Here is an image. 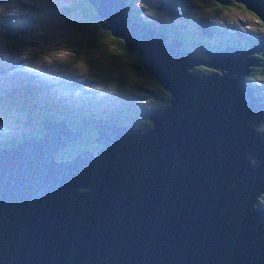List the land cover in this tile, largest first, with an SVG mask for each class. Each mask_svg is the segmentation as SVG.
Listing matches in <instances>:
<instances>
[{"label": "water", "instance_id": "95a60500", "mask_svg": "<svg viewBox=\"0 0 264 264\" xmlns=\"http://www.w3.org/2000/svg\"><path fill=\"white\" fill-rule=\"evenodd\" d=\"M86 1L166 105L144 129L93 125L98 147L65 160L54 152L80 132L45 118L41 135L0 145V264H264V100L244 81L261 44L200 58L126 0ZM231 1L264 24V0Z\"/></svg>", "mask_w": 264, "mask_h": 264}, {"label": "rangeland", "instance_id": "374dc122", "mask_svg": "<svg viewBox=\"0 0 264 264\" xmlns=\"http://www.w3.org/2000/svg\"><path fill=\"white\" fill-rule=\"evenodd\" d=\"M78 1L0 0V97H4L1 94H4L5 88L9 91L17 82L20 84L28 82L35 86H44L39 91L38 97H41L44 92V100L41 102L50 108L63 104L65 107H75L78 111L77 106L84 104L87 109L94 100L99 101L96 105L100 108L118 102H127L126 118L117 117L114 123L126 120L139 109L143 110L145 105L149 106L155 103V99L151 100L150 98L151 93L154 94V92L147 89L150 86L142 79L143 76H136L129 68L131 57L116 55L114 46L106 36H102L105 45H100L98 50L96 47H88L89 33L81 28L77 30V26L72 25V23L77 24L75 17L78 13ZM158 1L168 2L177 14L167 17L162 11L153 8L151 4H156ZM190 1L143 0L142 6L135 5L134 8L135 12L140 13L141 21L158 25L162 18L168 23L171 22L179 15V12L188 20H192L195 13ZM234 9L221 12V14L215 10L213 14L220 18L211 19L210 32L212 34L202 35L204 36L202 40L225 42L229 24L239 25L243 28L244 22L251 18L250 14L247 15ZM207 13L212 15L211 11L205 9H201L197 14ZM67 21L71 24L69 25ZM204 29L206 28L204 27ZM88 31L91 32L89 29ZM94 33L98 34V32ZM204 33H206L205 30L202 34ZM237 34L236 37L240 38L243 32L237 29ZM253 34L258 35L257 32ZM33 71L38 75L47 74L48 77L41 80L35 76ZM261 85L258 83L259 93L264 91V86ZM152 87L151 85V89ZM109 94L116 96L115 98L106 97L110 96ZM12 95L16 94L12 93ZM109 99L115 100V102L112 104L104 102ZM9 100L13 102L10 98ZM11 105L7 104V101L0 100L1 139L8 133L13 135L21 133L22 135L30 127L37 128L35 124L37 121L28 109L27 112L20 110L23 107L19 105L13 103ZM39 115L41 116L39 121L42 118L51 120L47 115L41 113ZM136 119L141 120V118ZM70 120L67 118L62 125L71 132H79L73 126V121ZM76 122L81 126L88 127L85 121ZM87 122L90 123L89 120ZM99 124L106 123L103 121L93 122V125ZM95 135L94 130V139Z\"/></svg>", "mask_w": 264, "mask_h": 264}, {"label": "trees", "instance_id": "16d2710c", "mask_svg": "<svg viewBox=\"0 0 264 264\" xmlns=\"http://www.w3.org/2000/svg\"><path fill=\"white\" fill-rule=\"evenodd\" d=\"M190 1V0H189ZM226 4H219L215 2L214 0H191L189 3H192V8L194 9V13L197 16L202 17H196V21L198 23L197 28H192L193 32L190 34V36L186 34L185 29L188 27V20L184 16L180 19L174 18L171 20V22H166L164 18L160 19V23L158 25H148L152 29L163 32L166 34L169 38L178 39L183 43V46L185 49L189 50L194 56L202 58L201 50L205 49H216L223 45H231V46H242L246 47L250 42H258L261 44L259 52L254 56L257 59V63L254 66L249 67V72L244 78V81H247L248 83H253L255 90L258 91V83H260L261 86H264V24L261 23L256 17H254L251 13L245 11L240 5L233 3L231 0H226ZM142 6L141 0H126L125 1V7L128 9L130 15H131V5L132 4ZM80 5V6H79ZM78 13L76 18L77 24L72 23L73 26H77L76 29L81 28L83 30H86L90 38H88L89 45L88 47H96L97 50L100 47V45H105L103 35L106 36L111 44L114 46V53L118 56H130L131 62L129 64V68L133 71V73L136 76H143L142 79L146 82L147 85L150 86V88H147L149 90H152L154 92L151 93V100L155 99V103H152L151 105H145L142 109H139L135 114L131 115L126 120H120L117 123H114L115 119L117 117H125L126 114V108H128L127 102H118L111 106H104L102 108L98 107L97 101L94 100L92 103H90L89 107L86 109L84 104H81L77 106L78 111L75 107H65L62 105H59V107H53L50 108L47 104L42 103L41 101L44 100V92H42V96L38 97L39 91L42 90L44 87L42 86H35L31 87L28 83H22L20 86H12L9 91L5 90L3 91L4 95L0 97L1 101H7V104L11 105L13 103L14 105H19L23 107L20 110L27 111V109L31 112L33 118L37 121L35 123L37 125V128H28L26 132L13 135V134H6L4 138H0V145L3 146H12L16 141H21L26 139L29 136H38L42 134V128L39 124V119L42 115H47L51 120L63 123L64 120H67V118L71 119L70 121H73V126L77 128L80 132L79 136H75L77 138L76 140H71L65 142L61 147H59L55 152L54 155L58 158V160H65L69 159L73 154L77 151H94L98 145L95 144V142L91 139H94V128L93 122L95 121H103L106 124L110 125H127L135 128H145L147 125H149V122L146 120L145 116L151 112V110L157 109L159 107H162L166 105L167 100V94L163 92L159 86L145 73L142 71V68L140 67V63L138 58L135 56L134 53L128 52L124 49L122 46V43L120 40L113 38L109 36V34L97 26V22L94 19L93 10L91 7L87 4L86 0H80L77 3ZM235 8V9H234ZM201 9L209 10L211 11L212 15L203 14L198 15L197 13L201 11ZM229 9H234L238 12L244 13L249 15L251 18L248 20L247 25L250 27V30L254 33L257 32L258 35L249 34V39L244 38L241 45H239L238 41L233 39L237 35V32H232L231 36L227 37L225 39V43L221 42H205L203 41L202 35L208 36L212 34L210 32V22L211 19H215L216 17L220 18L218 15L213 14L215 10H217L218 13L221 14V12L227 11ZM74 15V14H71ZM216 15L215 17H213ZM132 18V15H131ZM134 19V18H132ZM203 19H209L210 21L206 24L202 23ZM180 21L179 25L177 23ZM67 23L70 25L71 22L67 21ZM254 24H257L255 26ZM81 26V27H79ZM255 28H254V27ZM204 27L206 29H204ZM233 28L240 29L239 25L232 26ZM74 28V27H73ZM91 30V32L88 31ZM100 29V31H98ZM206 31V33L201 34L203 31ZM94 32H98V34H95ZM93 33V36L91 37ZM88 36V35H87ZM202 36V37H201ZM192 38V39H191ZM243 38V37H242ZM223 44V45H222ZM132 54V55H131ZM112 65V64H111ZM211 69H207L204 66L196 65L191 67V72L198 73V74H205L209 72ZM151 85L152 87L151 89ZM15 91V92H14ZM9 92V93H8ZM12 93H15L16 95H12ZM257 93V92H256ZM260 94L264 97V91H261ZM115 95V94H114ZM36 98H35V97ZM13 101L11 102L9 98ZM38 97V98H37ZM262 97V98H263ZM40 99V100H38ZM264 100V98H263ZM11 102V103H10ZM113 102H111L112 104ZM95 104V105H94ZM12 106V105H11ZM92 110V111H89ZM28 112V111H27ZM66 118V119H64ZM136 118H141V120H137ZM85 121L88 127L81 126L77 124L76 121ZM87 120L90 121V123L87 122ZM258 205L264 206V193L261 194L259 199L257 200Z\"/></svg>", "mask_w": 264, "mask_h": 264}, {"label": "flooded vegetation", "instance_id": "af4514ba", "mask_svg": "<svg viewBox=\"0 0 264 264\" xmlns=\"http://www.w3.org/2000/svg\"><path fill=\"white\" fill-rule=\"evenodd\" d=\"M141 3H143V0H141ZM152 5V7L153 8H155L156 7V5H157V2H156V4H154V3H152L151 4ZM134 6H135V4L133 3L132 5H131V15H132V18H134V20H136V21H138V22H140V23H142V24H144V25H146V26H148V25H152V24H149L148 22H146V21H141L139 18L141 17V15H140V13L139 12H135V8H134ZM175 12V11H174ZM177 13L175 12V15H176ZM174 15V16H175ZM183 16L181 15V13L179 12V15L176 17V18H178V19H180V21H181V18H182ZM196 17H198L197 15H195V16H193V19L192 20H188V27L185 29V32H186V34H187V36L189 35L190 36V34H192L193 32H195V31H193L192 30V28H197L198 26V23H197V21H196ZM180 21L177 23V25H179V23H180ZM210 20L209 19H203L202 20V23L203 24H206V23H208ZM247 22H249V21H245L244 23H245V25H244V27L243 28H241L240 27V30L243 32V34H241V36H240V38H237L236 36L238 35H236L235 37H233V39H235V40H237L238 41V43H239V45H241V43H242V41L244 40V38H246V39H249L248 38V36L250 37V35L249 34H252L253 32L250 30V27L247 25ZM180 25H181V23H180ZM232 26H235V25H232V24H229V26H227L228 27V34L226 35V37H229V36H231V33L232 32H237V30L235 29V28H233ZM257 26V25H256ZM149 27V26H148ZM226 27V26H225ZM246 33V34H245ZM202 34V33H201ZM191 37V36H190ZM202 37V36H201ZM243 37V38H242ZM192 39V38H191ZM221 43H225V42H222L221 41ZM225 44H227V43H225ZM243 44V43H242ZM223 45V44H222ZM22 83H28V82H22ZM22 83L20 84L19 82H17L16 83V85H14V86H20V85H22ZM29 84V83H28ZM251 84H253V83H251ZM31 87H35V85H32V84H29ZM254 92L256 93V94H259V95H261L257 90H255L254 89ZM110 95H112V94H110ZM261 97H263L262 95H261ZM264 98V97H263Z\"/></svg>", "mask_w": 264, "mask_h": 264}]
</instances>
